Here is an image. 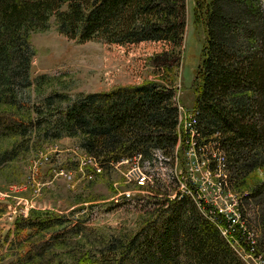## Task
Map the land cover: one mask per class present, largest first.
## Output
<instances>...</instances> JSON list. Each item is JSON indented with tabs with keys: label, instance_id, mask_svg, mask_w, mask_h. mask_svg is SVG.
Here are the masks:
<instances>
[{
	"label": "trees",
	"instance_id": "1",
	"mask_svg": "<svg viewBox=\"0 0 264 264\" xmlns=\"http://www.w3.org/2000/svg\"><path fill=\"white\" fill-rule=\"evenodd\" d=\"M186 2L0 0V167L34 144L38 153L66 137L99 166L97 173L85 165L94 175L136 159L138 167L151 168L157 153L184 171L189 136L179 132L171 82L74 96L54 92L31 109L18 103L17 87L37 95L52 87L47 75L28 76L35 54L29 39L51 27L78 44L161 45L152 61L168 78L179 67ZM192 24L205 34L194 83L196 156L206 157L204 169L213 176L223 169L225 191L242 190L254 171L264 170V0H194ZM146 174L151 184L134 185L155 191L153 207L141 212L134 231L116 234L88 225V217L72 222L69 215L31 211L0 238V264H245L233 244L254 258L264 252V176L239 192L243 224L233 225L197 187L188 184L191 195L171 197Z\"/></svg>",
	"mask_w": 264,
	"mask_h": 264
},
{
	"label": "rangeland",
	"instance_id": "2",
	"mask_svg": "<svg viewBox=\"0 0 264 264\" xmlns=\"http://www.w3.org/2000/svg\"><path fill=\"white\" fill-rule=\"evenodd\" d=\"M193 7L194 0H187L179 67L168 78L160 76L152 61V56L163 50L158 44L123 47L97 42L78 44L58 34L53 27L44 33L31 35L29 42L35 54L30 61L28 76L33 79L47 75L54 80L52 87H43V95L35 94L33 88L18 85V103L31 109L38 107L44 97L54 92L74 96L156 81L160 84L171 82L176 92V107L184 113L191 112L195 97V74L205 38L203 28L192 24ZM32 116L35 117V114ZM31 137L29 148L35 143V135ZM38 147L34 144L27 152L22 151L13 162L0 167V238L13 228L15 219L20 216L26 218L31 211L69 215L72 222L88 217L87 224L92 227H105L116 234L128 233L136 229L141 212L153 207L151 203L155 191H140L134 185L133 180L138 174L134 163L116 167L103 176L94 175L85 167L87 158L78 149L75 139L63 137L54 141L43 150L49 153V161L35 165L38 151L35 149ZM197 151L200 152V148L194 149V153L189 148L185 153L187 164L184 171L178 168L175 161L166 163L168 160L159 153L155 156L158 160L144 171L155 178L160 193L171 197L177 192L191 195L188 184L197 187L200 198L216 206L233 225L237 224L240 222L236 210L237 198L242 195L239 192L245 193L248 191L246 188L261 181L264 170L254 171L247 180L246 188L225 191L220 187L224 179L219 169L214 176L211 175L202 164V161L207 162L206 157L202 154L196 156ZM88 165L93 167V162ZM59 170L70 174L71 178L57 175ZM28 177H32L33 182L28 181ZM126 178L132 183L126 182ZM144 185L147 184H140ZM125 192L131 194V200L122 199ZM79 208L83 210L76 213ZM222 235L228 238L223 229ZM252 240L257 241V236ZM233 248L245 264H263L264 252L254 258L246 255L237 244H233Z\"/></svg>",
	"mask_w": 264,
	"mask_h": 264
},
{
	"label": "built area",
	"instance_id": "3",
	"mask_svg": "<svg viewBox=\"0 0 264 264\" xmlns=\"http://www.w3.org/2000/svg\"><path fill=\"white\" fill-rule=\"evenodd\" d=\"M178 111H179V125L178 126L180 127V132L185 133V134H188L187 136H189V137L186 140V144L189 143L188 149L190 148V150L192 151V153H194V144H192V139H193V143H195L194 142V139H195V130L193 129L192 124H193V119H195L196 112H194L192 110L189 113H184L179 108H178ZM56 151L57 150H55V152ZM136 160L138 161V159H136ZM48 161H49V153L40 151V152H38L36 154L35 165L36 164H40V163H46ZM137 161H133L134 162V165H136V171H138V174H136V176H135V178L133 180L134 183H136L137 185H139V184H148V183L151 184V177L149 175H147L146 172L144 171L146 167H142L143 170H141L142 168L138 167ZM91 162H93V168H94V170L97 173H99L100 170H101L99 168V166L94 161H92L91 159H87V163L88 164H91ZM123 163L124 164H128L129 162L126 161V162H123ZM202 164H203V166H205L204 165L205 164L204 161L202 162ZM34 169H36V168H34ZM219 172H220V174H222L223 169H219ZM57 175H59L61 177H67L69 179L71 178L70 177V174L64 172L63 170H59L58 173H57ZM128 180H130V179H128ZM28 181H32L33 182L32 177H28ZM34 192L36 193V190ZM123 197H125L126 199L129 200V199H131V194L129 192H125V193H123Z\"/></svg>",
	"mask_w": 264,
	"mask_h": 264
},
{
	"label": "bare ground",
	"instance_id": "4",
	"mask_svg": "<svg viewBox=\"0 0 264 264\" xmlns=\"http://www.w3.org/2000/svg\"><path fill=\"white\" fill-rule=\"evenodd\" d=\"M139 185H140V184H139ZM139 185H138V186H139Z\"/></svg>",
	"mask_w": 264,
	"mask_h": 264
}]
</instances>
